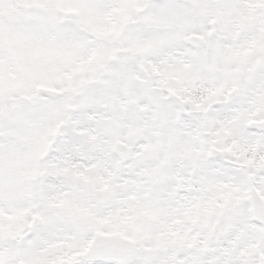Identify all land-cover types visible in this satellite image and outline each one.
<instances>
[{
  "label": "snow or ice",
  "instance_id": "obj_1",
  "mask_svg": "<svg viewBox=\"0 0 264 264\" xmlns=\"http://www.w3.org/2000/svg\"><path fill=\"white\" fill-rule=\"evenodd\" d=\"M0 264H264V0H0Z\"/></svg>",
  "mask_w": 264,
  "mask_h": 264
}]
</instances>
